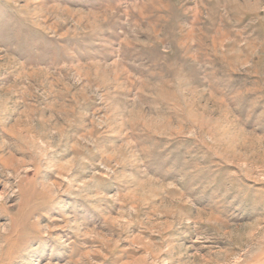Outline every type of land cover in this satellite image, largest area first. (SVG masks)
Returning <instances> with one entry per match:
<instances>
[{
    "label": "rangeland",
    "instance_id": "374dc122",
    "mask_svg": "<svg viewBox=\"0 0 264 264\" xmlns=\"http://www.w3.org/2000/svg\"><path fill=\"white\" fill-rule=\"evenodd\" d=\"M0 264H264V0H0Z\"/></svg>",
    "mask_w": 264,
    "mask_h": 264
}]
</instances>
